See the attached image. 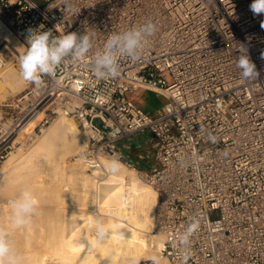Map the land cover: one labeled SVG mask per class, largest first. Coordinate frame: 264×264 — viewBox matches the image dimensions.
Here are the masks:
<instances>
[{
  "label": "built area",
  "instance_id": "1",
  "mask_svg": "<svg viewBox=\"0 0 264 264\" xmlns=\"http://www.w3.org/2000/svg\"><path fill=\"white\" fill-rule=\"evenodd\" d=\"M251 3L0 0V22L25 49L29 29L93 37L85 57L69 60L39 88L32 84L1 108L8 113L21 104L31 112L58 94L61 103L45 110L59 105L75 121L86 134L87 157L118 159L156 192L155 231L168 264H180L176 237L193 218L199 229L188 264H264V15L254 16ZM149 19L157 31L141 59L122 58L118 76L97 79L92 62L109 35ZM241 44L260 73L257 79L241 77ZM146 91L165 100L154 113L137 101L138 92ZM144 130L158 148L157 167L149 171L133 167L116 148ZM208 133L218 138L215 145ZM3 137L0 119V144Z\"/></svg>",
  "mask_w": 264,
  "mask_h": 264
},
{
  "label": "bare ground",
  "instance_id": "2",
  "mask_svg": "<svg viewBox=\"0 0 264 264\" xmlns=\"http://www.w3.org/2000/svg\"><path fill=\"white\" fill-rule=\"evenodd\" d=\"M7 50L17 60L26 51L23 43L0 22V57ZM2 65L5 68V60L0 59L1 93L7 88L13 90L15 81L19 84L23 81L10 69L1 68ZM53 103H61L58 94L43 100L41 112L34 113L33 119L24 124L25 134L33 132L35 121H43L42 112ZM45 129L48 130L42 131L43 137L37 144H31L28 153L12 161L10 157L0 170V230H15L7 229L11 223L6 227L3 222L11 214L12 198L24 189L34 195L38 193L37 213L28 226L15 230L16 237L12 240L23 257L21 264H126L129 256L150 260L163 242L155 234L158 197L154 189L122 162L120 171L113 175L107 170L110 161L88 158V141L64 112H59ZM11 147L12 143L6 149ZM64 157L74 159L72 167L61 162ZM43 177L51 185L46 195L40 194L46 191L42 180L40 183ZM71 187L76 189L75 199L74 194L69 198ZM96 216L103 217L113 232L111 239L99 245L94 243L92 227ZM120 232L125 234L123 239L118 236ZM81 241L92 242V250L82 246ZM162 259L163 264H168Z\"/></svg>",
  "mask_w": 264,
  "mask_h": 264
},
{
  "label": "clouds",
  "instance_id": "3",
  "mask_svg": "<svg viewBox=\"0 0 264 264\" xmlns=\"http://www.w3.org/2000/svg\"><path fill=\"white\" fill-rule=\"evenodd\" d=\"M249 9L254 16L264 15V0H252ZM261 28H264V21L261 22ZM156 31V24L149 19L143 24L109 35L103 50L96 52L92 62L91 70L94 76L97 79L118 76L120 60L126 58L135 62L141 59L150 38ZM26 44V51L18 59V75L24 82L31 83L39 88L44 82V77L55 76L57 70L63 64L69 60L74 62L85 57L93 47V37L88 33L78 35L76 32H68L57 36L53 35L51 30L29 29ZM238 50L240 54L237 57L236 66L240 70L242 79L246 81L257 79L260 73L255 63L250 59L248 49L241 44ZM208 140L213 145L218 142V138L212 133H208ZM222 154L225 158L229 155L226 150ZM185 159L189 158L185 157ZM120 167V161L114 159L107 165V170L114 175L120 171ZM9 204L11 228L18 230L31 223L32 218L38 211L39 202L31 190L24 189L15 199L9 201ZM92 227L94 229L95 244H103L112 238L113 232L105 223L103 217H94ZM198 229L199 221L193 218L184 231L177 235L176 248L180 264H188L191 258V240ZM118 236L123 239L125 234L120 232ZM81 244L92 250V242L81 241ZM163 249L164 244H160L159 252H155L150 256V264H161ZM22 259L23 257L19 254L10 237V232L0 230V264H21ZM126 264H141V258L129 256Z\"/></svg>",
  "mask_w": 264,
  "mask_h": 264
},
{
  "label": "rangeland",
  "instance_id": "4",
  "mask_svg": "<svg viewBox=\"0 0 264 264\" xmlns=\"http://www.w3.org/2000/svg\"><path fill=\"white\" fill-rule=\"evenodd\" d=\"M0 58L5 60V65H6L5 68H4V65H2L1 68L10 69L11 72L13 73V75H18V73H19L18 60H17V58L14 57V55L11 53V51H8V50L5 51L3 53V56H1ZM14 83L16 84L17 88L15 87L13 90H11V88L10 89L7 88L4 91L2 90V93L0 92V119H1V123L3 125V132H4V137L2 138V142L0 144V149H4V152H3L4 158L0 161V170L2 169V167H4L3 165L6 164V161L9 160L10 157H12V158H10V160L11 159L14 160L18 156L28 153L31 149L30 147H32L33 144L34 145L37 144L41 140V136L43 137V134L46 132V130H48L45 128H49L51 126L52 122L59 115V112H64V110L61 107H59V105H58V107L53 108L52 112L50 110H44L42 112V115L44 117V120H46V123L44 121H42V122L35 121L34 122L35 126L33 129V132L25 134L23 132V128L25 127L24 124L27 121H29L30 119L32 120L33 118H31V116L36 112H41L42 109H36L34 111L29 112L30 107H24V105L20 104L17 108H13L11 111H8V113L5 112L1 108L3 104L8 103V102L12 101L13 99L20 97L25 91H27V89H29L32 86L31 83L24 82V81H21L20 84L17 81H15ZM137 101H139L140 104L142 105V107L144 106V108L151 113H154L158 109H160L161 106L165 102L163 97L156 96L154 93L147 92V91L146 92H138ZM57 109H59L60 111L57 112ZM27 112H28V114H26ZM67 118H69L70 120L73 121V119H71L70 116H67ZM78 130H79L80 135L83 138H86V140H87L86 134L83 133L79 128H78ZM7 143H9V144L12 143V147L10 149H6V146L9 145ZM155 144H156V142L153 141L152 134L149 131L144 130V131H140L138 133H135L134 135H131V136H128V137L121 139L119 142H117L116 148L117 149L119 148L121 153L125 156L128 153V150L126 149L128 147L130 149V152L134 153V163L138 162V165L136 167L140 170L149 171V170H152L153 168L157 167L158 148L155 146ZM139 156H141L142 159H138ZM13 157H15V158H13ZM101 158L105 159L107 161L114 160V159L109 158V157H101ZM63 159H64V161H61V162H63L67 167L70 168L73 166V163H74L73 158L64 157ZM63 159H61V160H63ZM125 168L127 170L128 169L132 170L131 167L125 166ZM41 175L45 176L44 174H41ZM137 175H138V177H140V180H142L143 182H145L146 184L149 185V183L147 181H145L140 176V174L137 173ZM46 178L47 177L40 178V183L43 181L41 185H44V189L46 190V191H44V193H42L43 192V190H42V192L40 193L42 195H46L45 193H48V191L51 189V185L49 186L50 183H47ZM73 188L75 189V187H73ZM70 191H72V192H71V195H69V198H71L72 194H74L72 198L75 199V197L77 196L76 189L73 190L71 187ZM37 192H39V190ZM37 194L38 193H36L35 197L37 196ZM13 199H15V197L12 198V200ZM10 215L7 217V219L5 221H3L4 226H6V227L10 223V219H9ZM6 221H7V224H6ZM7 229H11V227L8 226ZM15 230H12V229L10 230V237L12 240H14L16 237V231ZM155 234H158V233L155 231ZM162 261H163V259L161 260V264H163ZM49 264H51V263H49ZM141 264H150V260L141 259Z\"/></svg>",
  "mask_w": 264,
  "mask_h": 264
},
{
  "label": "crops",
  "instance_id": "5",
  "mask_svg": "<svg viewBox=\"0 0 264 264\" xmlns=\"http://www.w3.org/2000/svg\"><path fill=\"white\" fill-rule=\"evenodd\" d=\"M139 102V101H138ZM140 103V102H139ZM142 106V105H141ZM143 109H145L144 108V106L142 107ZM146 110V109H145ZM146 111H148V110H146ZM149 112V111H148ZM127 150H128V153L124 156L122 153H121V151L119 150V148L117 149L118 150V152L126 159V160H128L130 163H131V165L133 166V167H135V168H137L136 166L138 165V162H135L134 163V153H131L130 152V149L127 147L126 148ZM140 158H142L141 156H139V158L138 159H140ZM141 171H144V170H141Z\"/></svg>",
  "mask_w": 264,
  "mask_h": 264
}]
</instances>
